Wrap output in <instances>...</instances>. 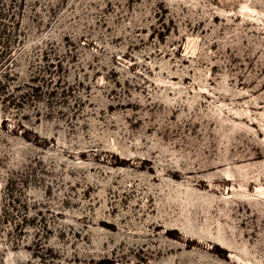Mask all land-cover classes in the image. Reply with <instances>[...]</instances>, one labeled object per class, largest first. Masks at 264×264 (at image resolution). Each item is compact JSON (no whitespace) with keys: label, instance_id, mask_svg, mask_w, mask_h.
Segmentation results:
<instances>
[{"label":"rangeland","instance_id":"374dc122","mask_svg":"<svg viewBox=\"0 0 264 264\" xmlns=\"http://www.w3.org/2000/svg\"><path fill=\"white\" fill-rule=\"evenodd\" d=\"M136 261L264 264V0H0V264Z\"/></svg>","mask_w":264,"mask_h":264},{"label":"bare ground","instance_id":"6f19581e","mask_svg":"<svg viewBox=\"0 0 264 264\" xmlns=\"http://www.w3.org/2000/svg\"><path fill=\"white\" fill-rule=\"evenodd\" d=\"M127 160H121V158H116V163H126ZM213 167V166H212ZM175 175V174H174ZM258 180L256 181H250L249 179H244V183L247 184V185H250L252 182H257ZM228 183V182H226ZM204 186V182L202 179H199V183L197 184V187L194 188L196 191H198V189L202 188ZM198 188V189H197ZM246 203V202H245ZM236 211H235V214L238 216L241 217V219L243 221H240V224L244 225L245 222H247L248 224V221H250V219L253 217V215H249L248 216V212H250V209H249V206L248 204H243V203H240L238 204L236 207ZM256 213V211H255ZM254 218V217H253ZM255 221V220H253ZM263 221V220H262ZM154 222V221H153ZM109 226H112L111 224H109ZM150 226L153 227V230L156 231L157 229H159V227H162L161 224H158L156 222L152 223ZM239 234L242 238H246V237H250L254 234V231H248V230H242V231H239ZM165 235H168V236H171V237H174L176 238V241L178 240V242L180 244H183L184 242L187 243V246L183 247V248H189L191 247L192 245H203V246H206L208 249H209V246L207 244V242L201 244L199 240H195V239H191L189 237H186L184 236V234L182 233V231H178L177 228H168L166 229L165 231ZM178 243V245H180ZM228 246L232 247V248H236V240H232L231 243L228 245L227 243H225V241L223 240H220V241H217L216 244L211 248V251L214 253V254H217L219 258H227L228 254H227V251H228ZM174 247V246H173ZM196 248V247H195ZM141 250V249H140ZM168 250V249H167ZM164 253V252H163ZM233 254V253H232ZM137 256L138 258H140L141 260H143L145 258V255L142 254V251H139L137 253ZM166 256V255H165ZM157 257V256H156ZM231 258L234 262H237L236 258L234 257V255L232 256L231 255ZM141 261H136L135 264H140ZM156 264H166V263H163V262H159V263H156Z\"/></svg>","mask_w":264,"mask_h":264}]
</instances>
